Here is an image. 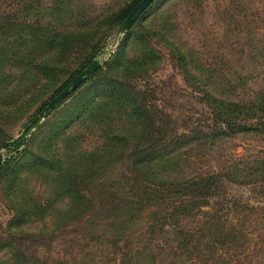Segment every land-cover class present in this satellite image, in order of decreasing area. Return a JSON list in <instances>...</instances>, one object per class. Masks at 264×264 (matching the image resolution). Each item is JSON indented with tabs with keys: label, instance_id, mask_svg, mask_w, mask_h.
Returning <instances> with one entry per match:
<instances>
[{
	"label": "rangeland",
	"instance_id": "1",
	"mask_svg": "<svg viewBox=\"0 0 264 264\" xmlns=\"http://www.w3.org/2000/svg\"><path fill=\"white\" fill-rule=\"evenodd\" d=\"M7 1L0 2L6 17L0 21V228L19 212H99L100 195L126 191L112 183L121 156L104 151L118 134L144 135L118 143L139 151L164 146L168 133H184L196 141L178 160L186 174L241 164V185H229V197L238 196L241 210L253 214L256 221L246 219L244 227L260 236L243 264H264V127L205 140L210 111L201 102L205 91L227 102L263 101L264 0H154L126 32L120 21L140 0ZM37 32L38 44L22 46ZM95 59L101 63L95 81L97 70L41 120L49 102ZM108 75L121 86L105 93L100 84ZM256 116L264 122L261 110ZM24 135L19 154L11 152ZM150 166L135 162L137 170ZM133 172V186L151 177L149 170ZM84 197L92 203L84 205ZM44 226L51 223L24 225ZM250 251L255 255L247 260ZM11 259L0 248V260Z\"/></svg>",
	"mask_w": 264,
	"mask_h": 264
},
{
	"label": "trees",
	"instance_id": "2",
	"mask_svg": "<svg viewBox=\"0 0 264 264\" xmlns=\"http://www.w3.org/2000/svg\"><path fill=\"white\" fill-rule=\"evenodd\" d=\"M2 15L0 21L6 19ZM126 17L127 14L121 19V26ZM30 24L26 23L27 26ZM45 31L47 37L48 30ZM31 37L22 46L36 44L39 32ZM114 64L111 63L110 67ZM99 72L97 70L92 76V83ZM117 85L121 86L108 75L100 87L103 92L109 93ZM203 95L201 102L210 111L211 123L210 132L203 135L205 140L232 137L264 127L261 116H256L257 110L264 113V99L257 104H243L219 100L208 91L203 92ZM59 130L54 132V136ZM117 137L116 145L104 151L121 156V162L117 166V181L112 183L117 185L116 188L126 189L125 193L119 190L100 195L97 199L99 212L69 209L62 215L48 214L40 210L16 213L6 229L0 228V248L8 249L12 262L243 264L248 247L251 246L254 250L260 236L253 229L247 232L244 227L245 220H250L253 214L248 215L241 210L238 196L234 200L229 197V185H241V164L233 163L229 167L232 170L221 168L218 171L190 176L178 165L180 154L191 143H196L189 135L168 133L166 137L169 138H166L164 146L139 151L135 147H122L118 143L140 140L145 138L144 135L135 137L118 134ZM24 139L25 135L12 142L9 145L11 152L16 151L19 154L18 150L23 146ZM149 140L153 143L155 138L151 137ZM22 152H27V146ZM135 162H138L139 167L149 162L151 170L147 167L146 172L149 170L151 177H146L133 186V182H128L133 171L141 175L146 173L141 169L138 171ZM158 166L162 168L159 175L153 172ZM4 170V165L0 166V176ZM251 176L252 181H255L254 169ZM70 200L77 198L72 197ZM230 200L234 210L229 208ZM83 202L87 205L92 203V199L84 197ZM36 220H48L51 226L36 230L24 227ZM251 220L256 221L255 218ZM249 255L247 260L253 258L254 251H250ZM0 264L7 263L0 260Z\"/></svg>",
	"mask_w": 264,
	"mask_h": 264
},
{
	"label": "water",
	"instance_id": "3",
	"mask_svg": "<svg viewBox=\"0 0 264 264\" xmlns=\"http://www.w3.org/2000/svg\"><path fill=\"white\" fill-rule=\"evenodd\" d=\"M154 0H141L126 17L122 32H126L130 29L133 23L138 17L147 9V7ZM100 60H93L67 87H65L55 98H53L49 104L44 108L42 112L41 120L46 117L56 106H58L65 98L73 93L85 80L92 75L98 68H100ZM4 157L0 154V165L3 163Z\"/></svg>",
	"mask_w": 264,
	"mask_h": 264
}]
</instances>
